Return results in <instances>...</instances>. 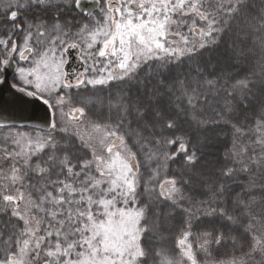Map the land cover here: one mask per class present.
<instances>
[{
    "label": "snow or ice",
    "instance_id": "snow-or-ice-1",
    "mask_svg": "<svg viewBox=\"0 0 264 264\" xmlns=\"http://www.w3.org/2000/svg\"><path fill=\"white\" fill-rule=\"evenodd\" d=\"M0 264H264V0H0Z\"/></svg>",
    "mask_w": 264,
    "mask_h": 264
},
{
    "label": "trees",
    "instance_id": "trees-1",
    "mask_svg": "<svg viewBox=\"0 0 264 264\" xmlns=\"http://www.w3.org/2000/svg\"><path fill=\"white\" fill-rule=\"evenodd\" d=\"M229 250H227V249H222L221 250V253H222V255H221V259H226L227 258V252H228Z\"/></svg>",
    "mask_w": 264,
    "mask_h": 264
},
{
    "label": "water",
    "instance_id": "water-1",
    "mask_svg": "<svg viewBox=\"0 0 264 264\" xmlns=\"http://www.w3.org/2000/svg\"><path fill=\"white\" fill-rule=\"evenodd\" d=\"M31 111V109H29V112Z\"/></svg>",
    "mask_w": 264,
    "mask_h": 264
}]
</instances>
